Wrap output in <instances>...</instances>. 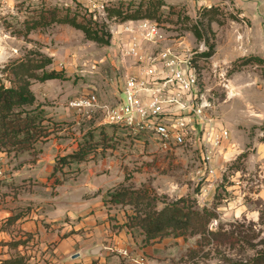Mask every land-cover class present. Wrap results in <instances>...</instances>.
I'll return each mask as SVG.
<instances>
[{
	"label": "rangeland",
	"instance_id": "374dc122",
	"mask_svg": "<svg viewBox=\"0 0 264 264\" xmlns=\"http://www.w3.org/2000/svg\"><path fill=\"white\" fill-rule=\"evenodd\" d=\"M131 1L139 0H0V82L11 84L14 76L7 67L13 61L38 58L40 53L53 59L47 70L64 74L62 79L33 80L31 85L36 104H42L54 128L48 139H39L17 155L0 152V204L7 207L9 194L10 201L17 206L14 215L0 225V232L6 235L0 237V259L25 256L26 264H30L36 237L23 232L13 219L28 215L39 206L30 199L33 193L44 190L49 182L51 191L57 193V185L81 172L79 163L67 164L59 158L75 152L81 145L89 150V156L113 154L112 150L101 149L106 139L100 132L105 129L110 134L113 130L102 109L77 110L70 107V102L95 92L100 102L116 104L125 75L135 72L141 63L127 53L132 42H137L144 54L154 56L166 44H182L196 50L205 42L206 46H214V53L221 48L223 55L234 40H241L239 32H264L262 22L260 26L247 20L239 15L240 9L226 0L215 1L212 6L216 10L210 14L203 7L208 5L199 6L198 0H164V21L159 30L165 38L161 42L146 41L143 26L146 19L119 22L104 18L105 7L118 6L120 2L126 6ZM42 4L69 7L87 15L92 11L95 18L108 24L111 43L98 44L68 24H54L26 34L24 21ZM171 6H175V11H171ZM194 26L201 29L202 38L195 35ZM257 58H237L225 70L227 79L242 72L237 80L245 87L240 91L234 85L226 86L224 76H219L215 87L210 89L215 84L212 57L196 62L200 92L206 93L214 106L209 113L216 118L219 129L228 132L216 149L207 150L199 141L194 146L173 145L163 150L155 147L157 142L148 131L136 138L141 141L137 143L139 146H133L132 138L126 139L124 144L134 148L133 152L119 148L120 156H131L122 165L124 180L112 190L122 193L125 199L116 204V210L126 213L136 246H152L149 253L143 252L152 257V264L241 263L264 251V61ZM196 129L201 136L202 126L196 124ZM120 139L115 142L121 147ZM10 178L13 180L8 181ZM181 198L185 200L180 202L181 206L215 214L208 228L219 233L203 240L199 234L172 232L145 242L139 219L128 215L143 218L145 212L160 210ZM16 241L21 244L15 245Z\"/></svg>",
	"mask_w": 264,
	"mask_h": 264
},
{
	"label": "crops",
	"instance_id": "0c3cea01",
	"mask_svg": "<svg viewBox=\"0 0 264 264\" xmlns=\"http://www.w3.org/2000/svg\"><path fill=\"white\" fill-rule=\"evenodd\" d=\"M199 6L215 4L218 0H198ZM240 9L239 15L251 22L264 25V0H226L225 2ZM263 25H261L262 23ZM239 42H233L226 54L221 55L220 49L212 57L214 88L220 78L219 71L227 70L237 58L246 56L258 57L264 61V32L252 34L239 32ZM252 37V38H250ZM138 66L135 71L138 70ZM242 72L233 73L229 84L236 89L243 90L244 84L237 78ZM241 74V75H240ZM123 96L119 92V100ZM113 131V130H112ZM116 134L121 136V147L112 150L113 154L100 156L78 164L80 173L64 180L57 185V193L51 191L52 182L32 198L39 204L28 215L21 214L17 219L18 227L26 233L36 237L34 255L30 264H152V257L143 254L149 253L151 245L138 248L132 233L124 225L126 213L116 210V204L111 203L109 194L117 184L124 180L123 162L127 163L130 156H120L119 148L133 152L134 148L125 145L127 138H132L133 146L141 142L135 135L124 127H117ZM153 139H155L153 137ZM156 148L159 143L156 141ZM151 144H153L151 142ZM4 152H2L3 154ZM1 154V153H0ZM41 160V159H39ZM74 164H72L73 166ZM49 174V173H48ZM10 178L8 181H12ZM18 197L22 195L19 193ZM12 198L7 194V207L0 204V225L14 215ZM25 199V197H23ZM125 214V215H124ZM2 220V221H1ZM3 231L0 237H5ZM125 251L127 253H125ZM148 255V254H147Z\"/></svg>",
	"mask_w": 264,
	"mask_h": 264
},
{
	"label": "trees",
	"instance_id": "16d2710c",
	"mask_svg": "<svg viewBox=\"0 0 264 264\" xmlns=\"http://www.w3.org/2000/svg\"><path fill=\"white\" fill-rule=\"evenodd\" d=\"M166 5L164 0H139L138 2H128L125 6L120 2L117 5H111L104 8L105 19L111 21L126 22L130 20L150 19L163 24L162 9ZM207 9V14L216 10V6H203ZM204 8V9H205ZM175 11V6H171V11ZM28 34L38 28H47L54 24H68L84 32L87 39L97 42L101 45L111 43L112 32L102 18H95L91 11L87 15L72 11L69 7L60 8L42 4L32 13V16L24 21ZM193 32L197 37L202 38L203 34L198 26L193 27ZM206 43V42H205ZM208 50L195 56L207 60L214 54V46H207ZM53 62V59L40 53L37 58H27L13 61L7 67L14 76L11 78V84L0 82V152L16 155L22 151L30 149L39 139H48L54 128L50 126L51 119L42 104H36V96L31 88L33 80L46 81L50 79H62L64 74L57 70H47L46 67ZM41 71V72H40ZM117 125L110 124L109 128L113 131L106 134L104 130L100 132L102 138L101 149H116L119 141V134H116ZM111 143L112 145H109ZM82 145L78 150L62 156L59 159L66 160L67 164L98 158L96 154L88 155ZM104 154V152H103ZM70 155V156H69ZM63 165V163L61 164ZM122 193L112 191L109 194V201L113 204H122L125 199L121 197ZM185 201L181 198L164 208L144 213V217L136 214L128 215L131 219H139L142 231L146 235V241L155 239L158 236H164L169 233L201 235L202 239H208L209 236L217 235L218 231L208 228V222L213 217V213L208 210H194L189 206H181L180 202ZM138 213V212H137ZM21 215H17L13 220H17ZM127 227L130 225L127 221L124 223ZM218 232V233H217ZM15 245L21 244L16 241ZM0 264H26L25 256H12L6 259H0ZM231 264H264V251H258L250 260L241 263Z\"/></svg>",
	"mask_w": 264,
	"mask_h": 264
},
{
	"label": "built area",
	"instance_id": "2783aa9c",
	"mask_svg": "<svg viewBox=\"0 0 264 264\" xmlns=\"http://www.w3.org/2000/svg\"><path fill=\"white\" fill-rule=\"evenodd\" d=\"M143 26L146 41L161 42L165 38L157 22L146 19ZM207 50L205 43L196 50L166 44L154 56L144 54L139 44L132 42L127 53L141 63L137 71L125 75L121 99L113 105L100 102L95 92H89L71 100L70 107L85 111L98 107L105 113L106 123L127 128L135 135L148 131L163 150L173 145L194 146L199 141L207 150H214L228 132L219 129L216 118L209 113L214 106L199 89L200 72L194 58ZM219 74L227 75L225 70ZM225 82L229 86L226 77ZM196 124L202 126L201 136Z\"/></svg>",
	"mask_w": 264,
	"mask_h": 264
}]
</instances>
